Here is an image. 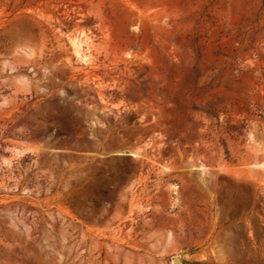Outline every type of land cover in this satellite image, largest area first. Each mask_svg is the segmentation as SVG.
Masks as SVG:
<instances>
[{
    "label": "rangeland",
    "instance_id": "rangeland-1",
    "mask_svg": "<svg viewBox=\"0 0 264 264\" xmlns=\"http://www.w3.org/2000/svg\"><path fill=\"white\" fill-rule=\"evenodd\" d=\"M264 264V0H0V264Z\"/></svg>",
    "mask_w": 264,
    "mask_h": 264
},
{
    "label": "water",
    "instance_id": "water-1",
    "mask_svg": "<svg viewBox=\"0 0 264 264\" xmlns=\"http://www.w3.org/2000/svg\"><path fill=\"white\" fill-rule=\"evenodd\" d=\"M175 263H176V264H177V263H180V259L176 258V259H175Z\"/></svg>",
    "mask_w": 264,
    "mask_h": 264
}]
</instances>
